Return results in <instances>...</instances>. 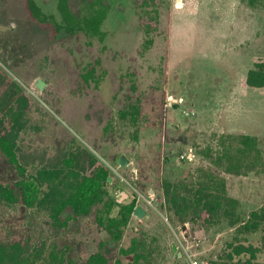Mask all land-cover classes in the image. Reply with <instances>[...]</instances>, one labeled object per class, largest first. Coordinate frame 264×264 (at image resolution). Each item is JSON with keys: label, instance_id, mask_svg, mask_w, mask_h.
<instances>
[{"label": "rangeland", "instance_id": "1", "mask_svg": "<svg viewBox=\"0 0 264 264\" xmlns=\"http://www.w3.org/2000/svg\"><path fill=\"white\" fill-rule=\"evenodd\" d=\"M105 1L110 9L102 25L106 36L100 39L56 35L29 18L24 0H0V70L32 95L18 140L22 163L33 173L40 163L81 143L109 166L115 180L111 192L120 200L135 191L146 207L138 191L154 196L157 209L146 207L143 218L134 214L122 240L108 245L111 264L133 262L125 250L134 238L146 242L141 250L147 260L138 264H239L227 256L236 226L227 218L214 226H174L162 210L160 186L165 178L176 181L198 167H214L204 153L208 147L220 150L221 135L249 133L260 139L263 164L247 175L223 174L229 194L239 199L242 219L264 205V87L241 83L264 55V5L255 7L248 0H161L148 6L143 0ZM37 2L60 19L59 0ZM81 2L71 0L76 9ZM155 9L159 27L148 35L141 15L148 20ZM93 68L94 77L87 81ZM39 78L46 83L43 89L37 87ZM170 95L184 100L171 105ZM134 104L140 106L137 124L131 115H120ZM190 150L193 159L180 158ZM121 155L130 159L125 168L118 162ZM0 174L9 181L19 177L1 154ZM118 188L121 194H115ZM85 221L61 231L44 210L3 204L0 238L45 244L46 255L55 245H70L66 264H81L96 246ZM247 237L263 247L264 259V226Z\"/></svg>", "mask_w": 264, "mask_h": 264}, {"label": "trees", "instance_id": "2", "mask_svg": "<svg viewBox=\"0 0 264 264\" xmlns=\"http://www.w3.org/2000/svg\"><path fill=\"white\" fill-rule=\"evenodd\" d=\"M24 1L29 18L40 26L48 27L56 35L64 32L71 36L84 33L100 39L106 36L102 25L110 5L105 0H82L77 9L72 6L71 0H59L60 19L46 13L37 0ZM160 1L152 0L150 3L143 0L142 4L158 5ZM248 3L256 7L258 4L264 5V0H248ZM154 12L155 15H150L148 20L141 15L148 35L159 27V9ZM152 42L153 38L148 39L145 47ZM94 71L95 68L89 70L85 77L87 81L94 77ZM0 78V154L17 169L19 175L17 180L9 181L0 174V206L22 204L44 210L61 231L69 230L81 218H86L85 224L90 228L96 246L81 264H111L108 245L122 240L139 204L137 193L131 191L130 199L125 202L116 197L111 192L115 180H109L113 176L109 166L81 143L77 148H69L57 159L40 163L35 172L28 173L19 155L18 140L28 121L32 95L26 93L19 82L2 69ZM243 84L253 88L264 87V55L255 60ZM139 113L138 104L120 111L122 118L131 115L135 124ZM219 141L220 150L208 147L204 153L211 158L214 167H198L176 181L162 180V210L174 226L182 224L184 228L187 222L206 227L227 218L232 226H236L235 239L228 244L231 250L228 259L232 261L238 258L239 264H264V259L260 258L263 247L248 242L247 237V234L257 232L264 226V205L252 210L247 219H242L237 211L239 199L229 194L227 179L223 174L247 175L262 165L260 139L249 133H228L221 135ZM145 243L134 238L131 246L125 250L126 254L133 256L131 264L147 260V255L141 250ZM71 250L70 245L65 248L55 245L46 255L45 244L0 238V264H66Z\"/></svg>", "mask_w": 264, "mask_h": 264}, {"label": "built area", "instance_id": "3", "mask_svg": "<svg viewBox=\"0 0 264 264\" xmlns=\"http://www.w3.org/2000/svg\"><path fill=\"white\" fill-rule=\"evenodd\" d=\"M177 4H181L179 2H177ZM169 102L170 104L173 103L174 101V98L172 96L169 97ZM195 157V153L190 150V151H186L184 153H182L180 155V158L181 159H193ZM111 169H113V172L121 179L124 180V177L121 173V171L117 168H115L114 166H111ZM115 194H121L122 193V190L120 188L116 189L115 191ZM138 193H140V198L144 201V204L146 205V207H153V208H156V204H155V198L154 196H145L144 194H142L141 192L138 191ZM141 204V203H140ZM143 205V204H142ZM157 209V208H156ZM190 264H198V262L194 261V260H191Z\"/></svg>", "mask_w": 264, "mask_h": 264}, {"label": "water", "instance_id": "4", "mask_svg": "<svg viewBox=\"0 0 264 264\" xmlns=\"http://www.w3.org/2000/svg\"><path fill=\"white\" fill-rule=\"evenodd\" d=\"M36 84L39 89H43L46 83L42 78H39ZM118 162L122 168H125L130 162V159L126 155H121ZM109 180L112 181L113 180L112 177H109ZM146 213H147L146 207L140 203L137 204L134 214L138 216L139 218H143ZM173 247H174V250H177V246L175 243L173 244Z\"/></svg>", "mask_w": 264, "mask_h": 264}, {"label": "crops", "instance_id": "5", "mask_svg": "<svg viewBox=\"0 0 264 264\" xmlns=\"http://www.w3.org/2000/svg\"><path fill=\"white\" fill-rule=\"evenodd\" d=\"M178 2H179V1H178ZM220 51L223 52V49H221ZM248 71H249V69H248ZM248 71H247L246 74L243 76L241 83H242L243 87L253 88V87L245 86V85L243 84V81H244L245 76L247 75ZM170 96L174 97L173 95H170ZM170 96H169V97H170ZM176 100H177V101L181 100V102H182V101L184 100V98H183V97H175V99H174L173 102H175ZM172 104H173V103H171V105H172ZM146 209H147V208H146Z\"/></svg>", "mask_w": 264, "mask_h": 264}]
</instances>
